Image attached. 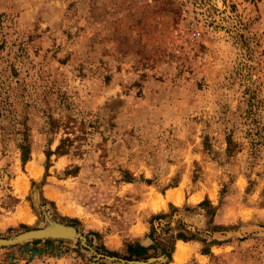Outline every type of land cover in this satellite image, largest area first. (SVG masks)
Listing matches in <instances>:
<instances>
[{"label":"rangeland","instance_id":"obj_1","mask_svg":"<svg viewBox=\"0 0 264 264\" xmlns=\"http://www.w3.org/2000/svg\"><path fill=\"white\" fill-rule=\"evenodd\" d=\"M0 98V264H264V0H0Z\"/></svg>","mask_w":264,"mask_h":264},{"label":"trees","instance_id":"obj_2","mask_svg":"<svg viewBox=\"0 0 264 264\" xmlns=\"http://www.w3.org/2000/svg\"><path fill=\"white\" fill-rule=\"evenodd\" d=\"M3 105H6V106L4 107ZM7 106L10 107L11 105L7 102V100H5V99L3 100L0 98V129L4 128V126H2L4 123L3 121L12 114V112L7 109L8 108ZM7 112H8V115L6 114ZM49 118H50V120H49L50 131H54L55 129H59L60 125H64V127H68L67 124H69V123L68 122L66 123V121H65L66 124H64V121H59L57 119H54L52 116H50ZM73 131H74V129H72V131L70 133H73ZM21 134L24 135L25 130L23 132H21ZM23 141H25V139ZM71 141H72L71 138L61 139L59 145L57 146V148L55 150L56 153L60 154V155L66 154L68 144H70ZM235 147H236V144L233 141L232 136H228V138H227V149H226L228 156H231ZM19 148L21 150L22 164H25L29 160V157H30L29 146L21 143V144H19ZM129 179H131V178H129ZM130 181H132V180H130ZM157 218H159V216ZM177 239H182L184 241L188 240L182 236H177ZM146 250H147L146 248H144L143 246H141L138 243L128 244V246H127L128 256L126 257V259L132 260L133 258L135 259V258H138L140 256H143V255H145Z\"/></svg>","mask_w":264,"mask_h":264},{"label":"water","instance_id":"obj_3","mask_svg":"<svg viewBox=\"0 0 264 264\" xmlns=\"http://www.w3.org/2000/svg\"><path fill=\"white\" fill-rule=\"evenodd\" d=\"M80 238L77 231L65 224L57 223L54 220L47 219L45 222V225L37 230H31L28 232H24L20 235L14 236L9 239H0V246H7V245H13L18 243H25L32 240H68L72 241L73 243L78 242V239ZM164 258H161V260ZM158 259H149L146 262L143 261H134V262H128L132 264H153Z\"/></svg>","mask_w":264,"mask_h":264},{"label":"crops","instance_id":"obj_4","mask_svg":"<svg viewBox=\"0 0 264 264\" xmlns=\"http://www.w3.org/2000/svg\"><path fill=\"white\" fill-rule=\"evenodd\" d=\"M178 197L180 198V196ZM180 244L186 246V251H185L184 260L178 263L175 256L178 253V248ZM197 250H198V246L196 245L195 241H182V240L176 241L174 244V251L171 255V258L168 260L166 264H185L190 260V258L195 257V255L197 254Z\"/></svg>","mask_w":264,"mask_h":264},{"label":"bare ground","instance_id":"obj_5","mask_svg":"<svg viewBox=\"0 0 264 264\" xmlns=\"http://www.w3.org/2000/svg\"><path fill=\"white\" fill-rule=\"evenodd\" d=\"M169 195L171 196L172 193H169ZM172 199H174L175 202H178V199H176L173 195H172ZM184 252H185L184 246L180 244L179 248H178V253L175 256V258L178 261V263H180L181 261L184 260V258H185V253Z\"/></svg>","mask_w":264,"mask_h":264}]
</instances>
